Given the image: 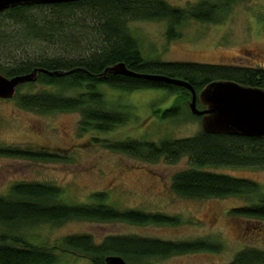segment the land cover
Listing matches in <instances>:
<instances>
[{"label":"trees","instance_id":"16d2710c","mask_svg":"<svg viewBox=\"0 0 264 264\" xmlns=\"http://www.w3.org/2000/svg\"><path fill=\"white\" fill-rule=\"evenodd\" d=\"M245 0H200L186 8L165 0H83L59 5L16 7L0 13V73L8 78L28 75L36 69V82L23 84L12 100L24 110L39 114L79 113L81 133L107 134L129 121V115L110 107L103 89L132 92L167 90L178 101L160 115L173 119L183 115L191 95L188 90L145 78L108 74L104 71L123 63L141 75L166 76L189 82L199 94L215 81H234L264 90V69L244 65L167 63L147 59L142 53L132 22H169L182 26L188 21L220 23L230 6ZM170 33H173L170 32ZM173 38L176 35L173 33ZM183 100V105L179 101ZM199 108H202L198 105ZM94 140L107 149L133 158L175 164L190 160L191 168L172 177V191L188 199L205 200L253 196V204L232 209L231 215L247 226H264V192L252 180L234 178L206 170L208 167L264 169V138L208 134L201 129L184 139ZM0 157L55 162L62 156L47 149L0 147ZM63 189L49 183L17 182L0 195V264H59V251L79 252L93 264H104L109 256H120L129 264L150 259H168L198 252H219V244L208 241L172 242L139 236H112L101 244L89 235L65 237L61 245L31 243L20 232L36 225H60L69 221L121 222L139 226L178 225L180 220L164 213L119 210L107 204L105 193L92 195L91 203L70 205L61 200ZM229 264H264V249L247 247Z\"/></svg>","mask_w":264,"mask_h":264},{"label":"rangeland","instance_id":"374dc122","mask_svg":"<svg viewBox=\"0 0 264 264\" xmlns=\"http://www.w3.org/2000/svg\"><path fill=\"white\" fill-rule=\"evenodd\" d=\"M186 8L200 0H165ZM147 59L167 63L244 65L264 69V0L232 4L224 21H188L182 26L169 22H132ZM176 35L172 37L173 33ZM110 107L129 115V121L107 134L81 133L79 113L39 114L21 109L15 101L0 99V147L21 146L47 149L62 156L43 162L0 157V195L17 182L49 183L63 189L61 200L70 205L92 202V195L105 193L107 204L119 209L164 213L176 217L178 225L139 226L121 222L69 221L25 228L20 234L31 243L56 246L65 237L89 235L101 244L112 236H139L172 242L208 241L220 251L198 252L168 259H150L146 264H229L247 247L264 249V226H247L231 215L234 208L253 204V196L195 200L172 191V177L191 168L182 158L175 164L161 158L147 162L113 152L94 140H149L193 137L201 121L193 119L186 106L183 115L162 119L178 96L167 90L124 92L103 89ZM183 105V100L179 101ZM208 171L257 182L264 192V169L208 167ZM9 228L0 226V233ZM59 264H93L79 252L59 251Z\"/></svg>","mask_w":264,"mask_h":264},{"label":"water","instance_id":"95a60500","mask_svg":"<svg viewBox=\"0 0 264 264\" xmlns=\"http://www.w3.org/2000/svg\"><path fill=\"white\" fill-rule=\"evenodd\" d=\"M83 0H0V13L16 7L59 5ZM50 73L36 69L32 73L8 78L0 73V99L13 100L23 84L36 82L40 73L64 76L73 73ZM108 74L145 78L185 88L190 92L187 105L192 115L201 118L202 129L208 134L264 138V90L234 81H215L199 94L187 81L166 76L141 75L130 71L123 63L107 68ZM200 105L202 108H199ZM104 264H129L120 256H109Z\"/></svg>","mask_w":264,"mask_h":264}]
</instances>
